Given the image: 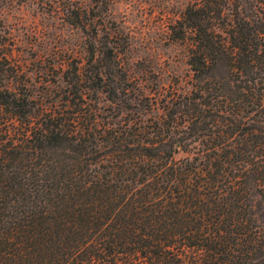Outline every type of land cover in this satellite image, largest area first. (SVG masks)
<instances>
[{
	"label": "trees",
	"instance_id": "trees-1",
	"mask_svg": "<svg viewBox=\"0 0 264 264\" xmlns=\"http://www.w3.org/2000/svg\"><path fill=\"white\" fill-rule=\"evenodd\" d=\"M62 12L85 58H0V264H264V0L191 1L168 83Z\"/></svg>",
	"mask_w": 264,
	"mask_h": 264
},
{
	"label": "rangeland",
	"instance_id": "rangeland-1",
	"mask_svg": "<svg viewBox=\"0 0 264 264\" xmlns=\"http://www.w3.org/2000/svg\"><path fill=\"white\" fill-rule=\"evenodd\" d=\"M67 1L0 0V58L12 51L13 61L37 82L54 54L69 63L85 58L87 34L65 21ZM191 1L75 0L96 19L98 41L118 45L119 59L133 77L163 83L188 69L186 50L172 40L171 28Z\"/></svg>",
	"mask_w": 264,
	"mask_h": 264
}]
</instances>
